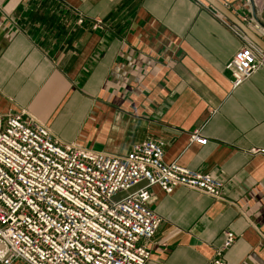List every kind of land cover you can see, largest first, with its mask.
I'll return each mask as SVG.
<instances>
[{
	"label": "crops",
	"instance_id": "1",
	"mask_svg": "<svg viewBox=\"0 0 264 264\" xmlns=\"http://www.w3.org/2000/svg\"><path fill=\"white\" fill-rule=\"evenodd\" d=\"M218 1L264 42V0ZM235 30L251 40L206 0H0V112L113 155L162 140L166 162L223 182V200L151 187L147 264H208L225 230L226 262L264 264V67L233 88Z\"/></svg>",
	"mask_w": 264,
	"mask_h": 264
},
{
	"label": "built area",
	"instance_id": "2",
	"mask_svg": "<svg viewBox=\"0 0 264 264\" xmlns=\"http://www.w3.org/2000/svg\"><path fill=\"white\" fill-rule=\"evenodd\" d=\"M235 32L244 45L226 69L236 89L264 67V50ZM190 140L208 143L199 130ZM166 146L148 139L113 155L61 140L25 109L0 112V264H147L163 223L152 209V186L224 199L221 180L166 162ZM235 241L225 230L208 264H229L224 255Z\"/></svg>",
	"mask_w": 264,
	"mask_h": 264
},
{
	"label": "water",
	"instance_id": "3",
	"mask_svg": "<svg viewBox=\"0 0 264 264\" xmlns=\"http://www.w3.org/2000/svg\"><path fill=\"white\" fill-rule=\"evenodd\" d=\"M206 1L209 2L217 11L223 14L232 23L237 25L256 45L260 46V48L264 50V42L258 36H256L248 27H246L239 19H237L235 15L225 7V5L221 4L218 0Z\"/></svg>",
	"mask_w": 264,
	"mask_h": 264
},
{
	"label": "rangeland",
	"instance_id": "4",
	"mask_svg": "<svg viewBox=\"0 0 264 264\" xmlns=\"http://www.w3.org/2000/svg\"><path fill=\"white\" fill-rule=\"evenodd\" d=\"M122 197H123V195L120 194V195L116 196L115 199L118 200V199H120Z\"/></svg>",
	"mask_w": 264,
	"mask_h": 264
}]
</instances>
